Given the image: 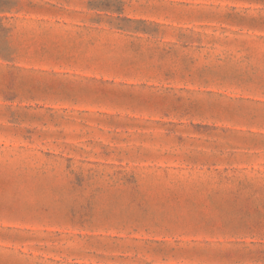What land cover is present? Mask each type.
<instances>
[{"label":"rangeland","instance_id":"obj_1","mask_svg":"<svg viewBox=\"0 0 264 264\" xmlns=\"http://www.w3.org/2000/svg\"><path fill=\"white\" fill-rule=\"evenodd\" d=\"M0 264H264V0H0Z\"/></svg>","mask_w":264,"mask_h":264},{"label":"trees","instance_id":"obj_2","mask_svg":"<svg viewBox=\"0 0 264 264\" xmlns=\"http://www.w3.org/2000/svg\"><path fill=\"white\" fill-rule=\"evenodd\" d=\"M2 6V5H1Z\"/></svg>","mask_w":264,"mask_h":264}]
</instances>
